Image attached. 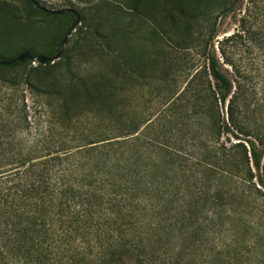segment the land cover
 I'll use <instances>...</instances> for the list:
<instances>
[{
	"label": "trees",
	"instance_id": "16d2710c",
	"mask_svg": "<svg viewBox=\"0 0 264 264\" xmlns=\"http://www.w3.org/2000/svg\"><path fill=\"white\" fill-rule=\"evenodd\" d=\"M139 1L125 4L133 11ZM25 2L44 12L39 0ZM169 2L164 18L174 23L184 8ZM100 11L95 23L82 18L87 46L113 42ZM110 14L115 24L124 18L123 8ZM105 55L113 59L110 84L77 75L62 63L64 51L58 63L20 74L12 70L24 61L0 57L10 84L44 96L48 111L26 156L17 137L28 126L25 105L13 100V111L0 114V131L12 130L9 146L0 143V264H264V125L242 86L213 53L168 95V69L142 82L156 70L127 69L113 48ZM58 64L65 83L49 79ZM127 75L161 97L156 109L123 99Z\"/></svg>",
	"mask_w": 264,
	"mask_h": 264
},
{
	"label": "rangeland",
	"instance_id": "374dc122",
	"mask_svg": "<svg viewBox=\"0 0 264 264\" xmlns=\"http://www.w3.org/2000/svg\"><path fill=\"white\" fill-rule=\"evenodd\" d=\"M39 1L47 9L69 8L79 15L80 22L67 37L62 50L67 56L62 63L67 62L77 75L87 79H92V76L110 84L109 71L113 59L105 54L112 48L120 55L127 69L140 68L148 73L156 70L154 77L144 81L128 75L123 81V99L137 110L148 108V111H152L158 107L161 98L149 87L138 88L141 81L154 82L160 69H168L171 86L166 94L180 91L202 66L204 53L207 52L215 55L222 72L233 85L239 83L242 86L248 110H255L256 120L264 125V0H182L185 16L174 12V23L164 18L170 6L169 0H142L133 11L125 4L128 0ZM114 8H123L124 18L118 24L113 22L110 14ZM98 9L101 13H107L105 33L110 36L114 32L113 42L87 46L81 37L82 18L95 23L97 14L94 11ZM74 20L75 15L70 12L60 15L40 13L25 0H0V57H16L26 49L33 55L49 56L59 48L63 35ZM160 35L183 39L186 43L158 40ZM187 46L189 48H185ZM54 61L59 62L57 59ZM24 62L26 65L12 71L20 74L36 66V62L31 60ZM9 73L0 70V114L6 117L13 111L9 107L13 100L25 105L20 112L27 114L28 126L18 128L17 137L21 139V155L26 156L32 141L44 134L48 118L44 105L46 100L23 84L16 87L11 85ZM51 74L49 79L58 83H65L69 78L65 67L59 69V64ZM218 106L221 116L226 118V103L223 105L219 102ZM3 127L0 143L4 147L11 142L12 130L10 126ZM58 131L59 128L56 133Z\"/></svg>",
	"mask_w": 264,
	"mask_h": 264
},
{
	"label": "water",
	"instance_id": "95a60500",
	"mask_svg": "<svg viewBox=\"0 0 264 264\" xmlns=\"http://www.w3.org/2000/svg\"><path fill=\"white\" fill-rule=\"evenodd\" d=\"M36 6L43 10L46 11L50 14L53 15H60L62 14L64 11H72L75 14V20L70 24L69 28L67 29V31L65 32V34L63 35L61 41H60V45H59V49L58 52L56 53V55L54 56H44V55H32L29 51H22L20 52L14 59L10 60L9 63H13L15 61H27V60H31L33 62H38L41 64H45V63H52L54 62V60L59 59L60 54L63 50V47L65 45L66 39L69 36V34L71 33V31L74 30L75 26L77 24H79L80 22V17L79 15L73 11L72 9L69 8H65V9H47L44 6H42L40 3H36ZM3 63H7V62H3Z\"/></svg>",
	"mask_w": 264,
	"mask_h": 264
},
{
	"label": "flooded vegetation",
	"instance_id": "af4514ba",
	"mask_svg": "<svg viewBox=\"0 0 264 264\" xmlns=\"http://www.w3.org/2000/svg\"><path fill=\"white\" fill-rule=\"evenodd\" d=\"M45 13H48V12H46V11H44ZM70 13H72V14H74V12H72V11H69ZM48 14H50V13H48ZM75 15V14H74ZM59 45H60V43H59Z\"/></svg>",
	"mask_w": 264,
	"mask_h": 264
}]
</instances>
